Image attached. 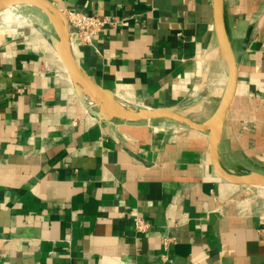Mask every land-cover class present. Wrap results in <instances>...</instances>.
Listing matches in <instances>:
<instances>
[{"label":"crops","instance_id":"obj_1","mask_svg":"<svg viewBox=\"0 0 264 264\" xmlns=\"http://www.w3.org/2000/svg\"><path fill=\"white\" fill-rule=\"evenodd\" d=\"M48 1L108 20L94 34L72 33L71 48L118 102L182 105L200 123L213 116L228 79L213 0ZM224 2L239 73L220 161L234 175L264 174V0ZM6 14L0 264H264V187L221 179L208 133L171 120L93 117L56 52L52 25ZM136 218L149 228L138 231Z\"/></svg>","mask_w":264,"mask_h":264},{"label":"water","instance_id":"obj_2","mask_svg":"<svg viewBox=\"0 0 264 264\" xmlns=\"http://www.w3.org/2000/svg\"><path fill=\"white\" fill-rule=\"evenodd\" d=\"M214 26L223 62L228 71L227 85L222 100L213 114L205 122H196L182 115V105L168 108H133L117 101L109 90L102 89L81 69L71 48V32L65 14L48 0H0V13L21 6H32L40 10L51 23L57 36L56 52L64 65L85 109L103 122L121 120L126 122H148L171 120L189 129L208 133L212 165L224 181L240 186L264 187V174L254 173L234 175L225 170L219 156V145L228 111L234 101L238 87L239 61L232 46L225 17L224 0H213Z\"/></svg>","mask_w":264,"mask_h":264},{"label":"built area","instance_id":"obj_3","mask_svg":"<svg viewBox=\"0 0 264 264\" xmlns=\"http://www.w3.org/2000/svg\"><path fill=\"white\" fill-rule=\"evenodd\" d=\"M64 14L67 18L71 34L74 32H78L82 35L94 34L108 23L107 19H101L98 15H88L77 11H68ZM135 226L138 231H146L149 228L148 223L142 218L135 219ZM167 242L168 240L165 243L167 244Z\"/></svg>","mask_w":264,"mask_h":264},{"label":"rangeland","instance_id":"obj_4","mask_svg":"<svg viewBox=\"0 0 264 264\" xmlns=\"http://www.w3.org/2000/svg\"><path fill=\"white\" fill-rule=\"evenodd\" d=\"M10 11L12 12H6V16L14 22L33 26H40L41 23L51 24L41 11L33 7H18Z\"/></svg>","mask_w":264,"mask_h":264},{"label":"bare ground","instance_id":"obj_5","mask_svg":"<svg viewBox=\"0 0 264 264\" xmlns=\"http://www.w3.org/2000/svg\"><path fill=\"white\" fill-rule=\"evenodd\" d=\"M28 7H32V6H28ZM16 8H18V7H16ZM16 8H15V9H16ZM12 10H14V9H12ZM5 12H7V11H5ZM5 12H4V13H5ZM8 12H12V11L9 10Z\"/></svg>","mask_w":264,"mask_h":264}]
</instances>
